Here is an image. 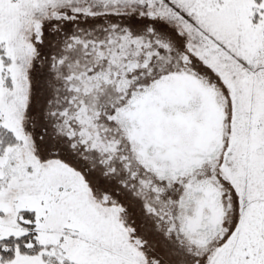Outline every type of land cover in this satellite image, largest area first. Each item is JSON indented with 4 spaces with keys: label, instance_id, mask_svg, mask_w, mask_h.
I'll return each mask as SVG.
<instances>
[{
    "label": "snow or ice",
    "instance_id": "1",
    "mask_svg": "<svg viewBox=\"0 0 264 264\" xmlns=\"http://www.w3.org/2000/svg\"><path fill=\"white\" fill-rule=\"evenodd\" d=\"M0 264H264V0H0Z\"/></svg>",
    "mask_w": 264,
    "mask_h": 264
}]
</instances>
